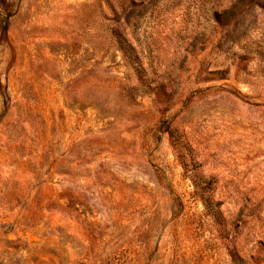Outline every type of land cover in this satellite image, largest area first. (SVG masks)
Segmentation results:
<instances>
[{
	"label": "rangeland",
	"instance_id": "obj_1",
	"mask_svg": "<svg viewBox=\"0 0 264 264\" xmlns=\"http://www.w3.org/2000/svg\"><path fill=\"white\" fill-rule=\"evenodd\" d=\"M0 264H264V0H0Z\"/></svg>",
	"mask_w": 264,
	"mask_h": 264
}]
</instances>
